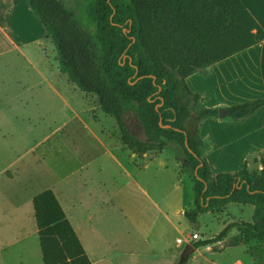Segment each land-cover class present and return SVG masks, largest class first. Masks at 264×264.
<instances>
[{"label":"trees","instance_id":"obj_1","mask_svg":"<svg viewBox=\"0 0 264 264\" xmlns=\"http://www.w3.org/2000/svg\"><path fill=\"white\" fill-rule=\"evenodd\" d=\"M28 3L55 46L61 72L82 92L96 96L129 151L141 157L164 151L169 142L183 149L181 168L193 175L194 208L184 213L188 223L229 203L254 206L252 222H230L216 237L193 246L221 242L234 228L243 237L234 239L232 247L264 242V152L253 159L262 166L258 171L246 166L214 174L198 124L218 116L219 109L202 107V96L186 81L264 39L242 2L90 0L88 26L64 0ZM262 107L264 98L225 109L227 117L240 122ZM33 209L43 264H93L51 189L34 197Z\"/></svg>","mask_w":264,"mask_h":264},{"label":"rangeland","instance_id":"obj_2","mask_svg":"<svg viewBox=\"0 0 264 264\" xmlns=\"http://www.w3.org/2000/svg\"><path fill=\"white\" fill-rule=\"evenodd\" d=\"M64 2L77 13L83 25H89L86 12L90 0H64ZM52 46L54 49L50 48L53 50L54 69L51 77L54 93L51 96L52 102L45 103V111L43 112L42 109V114L34 110L25 112L16 102L11 104L0 102V170L19 161L20 155L28 150L23 158L32 159L41 171L32 170V166L25 168L26 172L33 173L39 181L34 191L40 187H50L47 183L52 182V176L48 173L43 175L42 172L45 173V170L49 168L54 169V157H56L54 154L61 151L67 143L96 147V142L90 135L91 130L99 135L101 132L102 134L111 133L113 129L118 131L114 124L115 119L101 110L96 96L82 92L66 74L61 72L57 65V51L53 44ZM9 107L10 110H8ZM194 121L192 119L190 122ZM115 139L116 137L111 138L112 141ZM36 143L37 147L32 149ZM69 149L68 147L65 151ZM178 149L180 146L176 142H169L164 150L162 157L172 164L170 170L166 171L158 167V162L155 161L141 174L148 180L143 181L148 187L150 197L164 208L170 218L169 224L151 202L152 200L140 191L125 189L120 193L117 192L121 184H126V179L124 175H119L116 166L110 163L107 157L94 156V151L90 150L80 154L77 161L72 162L76 168L79 164L87 163L90 167L84 175L70 176L66 185L60 187L64 188V203L68 205L67 208H75L77 216L82 217L90 212L94 216V221L103 223V225L93 226L99 233V239L92 241L93 248L91 250L89 248V258L93 264H178L186 246L198 241V239H192L194 233L199 235V240L213 238L232 221H253L252 205L229 203L228 206L213 213L199 214L196 224L188 223L184 213L194 208L193 175L188 171L185 175H179L170 161ZM106 151L102 148L100 153ZM184 156L183 152L180 162ZM252 167L258 171V166L252 164ZM69 172L70 170L57 171L54 174V180L67 177ZM1 173L11 181L15 178L12 168H6ZM155 176L158 177L157 180L154 179ZM84 178L89 180V185L80 191L77 184ZM67 184L73 185L78 193L71 194ZM16 191L18 188H11L0 175V217L6 214L4 212L9 208L8 203L17 204L21 200L23 194L20 191L18 194ZM111 195H113L112 203ZM81 198L83 200L79 204ZM116 206H121L135 224L139 225L138 239L126 235V224L118 218L119 211ZM17 232L15 228L9 231L13 235ZM242 237V232L234 228L221 242L195 248L188 257L187 264H261L264 262V242L252 241L246 246H231L234 239ZM139 238H149L150 242L156 246L157 252L168 253L158 256L148 252L147 247L144 246L147 243L146 239ZM9 239H0V245L6 246ZM138 244L139 249L136 248ZM129 245L134 246V249H128ZM28 248L25 242H22L8 250L1 249L0 264L17 263L19 254H23L24 249L28 251ZM126 253L132 254L126 255ZM37 261H31L29 264H39Z\"/></svg>","mask_w":264,"mask_h":264},{"label":"crops","instance_id":"obj_3","mask_svg":"<svg viewBox=\"0 0 264 264\" xmlns=\"http://www.w3.org/2000/svg\"><path fill=\"white\" fill-rule=\"evenodd\" d=\"M240 1L264 31V0ZM50 47L54 49L51 39L46 36L44 26L31 9L28 0H21L18 4H15L14 0H0V102L4 101L7 104L16 102L25 112L34 110L42 114V109L43 112L45 111V103L52 102L51 96L54 93L51 77L54 69V57ZM57 65L60 68L59 62ZM186 81L193 92L202 96L201 106L205 108H227L264 98V39L252 47L209 66L205 71L189 76ZM114 124L118 129L116 121ZM191 125H194V122ZM198 129L201 138L205 141V158L214 174L235 173L246 166L250 170H254L252 164L258 166V170L262 169V166L254 163L253 159L264 152V107L240 122H235L227 116L224 118L212 116L201 121L198 124ZM115 131L117 130L113 129L111 133L102 134L101 132L99 135L91 130L90 135L95 140L96 147L78 146L69 142L61 151H57L54 154L56 156L54 157V169L49 168L45 170V173L42 172L43 175L48 173L52 176V182L47 183L50 187H40L34 191L39 181L33 173L26 172L25 168L32 166V170L41 171L32 159L23 158L28 150L20 155L19 161L4 168L14 169L15 178L12 181L2 175L1 172L4 169L0 170V175L4 177L5 183H8L11 188H18L16 191L18 194L20 192L23 194L17 204L8 203L9 208L4 212L6 214L0 217V239L5 240L10 237L6 246L0 245V250H8L22 242H25L27 248L29 247L28 251L24 249L23 254H19V261L15 264H29L34 260H38L39 264L43 263L38 227L34 217L33 199L47 189H51L61 201L59 202L67 218L81 240L86 253L90 256L89 248L90 250L93 248L91 242L99 239V233L93 226L103 225V223L94 221V216L90 212V215L85 214L80 217L77 216L75 208H67L68 205L64 203V188H60L67 183L70 176L84 175L89 169L90 164L88 163L79 164L77 168L72 164L74 160L77 161L80 154L82 155L86 151H94V156L107 157L110 163L116 166L119 175H124L126 184L119 186L118 193L125 189L138 190L149 200H152L148 193V187L143 181L146 179L141 174L155 161L158 162V167L166 171L170 170L172 164L162 157L165 151L148 152L138 157L124 146L119 129L117 132ZM115 137V141H112L111 138ZM36 145L37 143L31 148L34 149L37 147ZM68 147L70 149L65 151ZM102 148L107 151L100 153ZM182 155L183 150L180 147L170 160L179 175L187 174V171L185 172L181 168L182 160L179 161ZM59 170H70V174L68 173L67 177L54 180V174ZM24 176L26 178H23ZM154 179L157 180L158 177L155 176ZM77 185L78 190L81 191L88 187L89 180L81 179ZM67 186L71 194L78 193L73 185L67 184ZM110 199L112 203L113 195ZM161 199L164 200V198ZM82 200L83 198L79 199V204ZM151 202L164 215L166 223L169 224L171 220L164 208L154 200ZM116 207L119 211L118 218L126 224V235L138 239L139 225L135 224L128 212L124 211L121 206ZM14 228L18 231L15 235L11 234L12 231L9 233ZM139 239H146L147 243L144 246L147 247L148 252L154 255L168 253L166 251L157 252L156 246L150 242L149 238ZM138 246L139 244L136 248ZM127 248L134 249V246L129 245Z\"/></svg>","mask_w":264,"mask_h":264},{"label":"water","instance_id":"obj_4","mask_svg":"<svg viewBox=\"0 0 264 264\" xmlns=\"http://www.w3.org/2000/svg\"><path fill=\"white\" fill-rule=\"evenodd\" d=\"M220 118H224L227 116V110L225 108H219V115ZM134 126L137 127L136 118L133 119ZM202 163H200L201 165ZM195 250V247L192 244H188L181 256L180 260H187L190 254Z\"/></svg>","mask_w":264,"mask_h":264},{"label":"built area","instance_id":"obj_5","mask_svg":"<svg viewBox=\"0 0 264 264\" xmlns=\"http://www.w3.org/2000/svg\"><path fill=\"white\" fill-rule=\"evenodd\" d=\"M192 239H193V240H195V239H196V240H197V239L199 240V235L196 234V233H194V234L192 235Z\"/></svg>","mask_w":264,"mask_h":264}]
</instances>
